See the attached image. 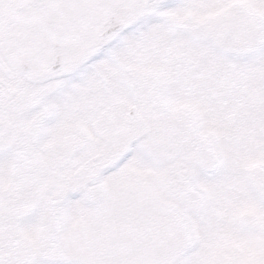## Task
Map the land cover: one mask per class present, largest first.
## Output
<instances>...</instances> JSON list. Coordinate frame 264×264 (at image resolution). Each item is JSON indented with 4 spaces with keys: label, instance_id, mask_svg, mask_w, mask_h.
<instances>
[{
    "label": "rangeland",
    "instance_id": "1",
    "mask_svg": "<svg viewBox=\"0 0 264 264\" xmlns=\"http://www.w3.org/2000/svg\"><path fill=\"white\" fill-rule=\"evenodd\" d=\"M204 1L207 4L205 11L211 10L218 18L224 16L219 19L222 23L213 41L217 43L212 50L217 65L229 66L231 70L239 68L240 74L244 75L237 78H247L253 86L259 85L260 96L264 100V0ZM172 13L176 18L185 13L193 17L196 14L184 6ZM169 23L166 20L155 22L152 38L178 51L179 43L186 51L191 47H202L207 52L211 50L210 40L200 34L196 38L178 32L166 37L172 31L167 26ZM236 25L241 27L236 28ZM175 55L176 52L173 53ZM148 57L151 60L139 57L142 64L140 70L152 80L167 81L170 90L166 101L171 107H161L158 87H152L151 94L149 88L145 85L141 87L138 83L137 89L142 88L138 94V101L142 103L141 122L146 126L142 130L138 124L133 129L132 142L139 139L140 149L136 155L138 166L132 162L129 167L126 164L124 169L113 172V162L109 161L80 162V166L76 167L75 163L44 161L41 164L48 169L54 183H41L36 188H30L22 183H32L33 173L21 174L17 180L14 157L7 152L0 155V264H117L119 260L123 261L126 258H120L114 252H111L113 257L104 258L98 251L95 253L99 256L95 255V247L107 238H116V229H122L118 228V224L122 214L126 217V209H121L120 203L125 204L126 208L141 190L151 189L147 176L160 173L151 156L160 158L165 153L167 155H163L162 159L166 161L167 158L168 166H178L181 147L191 146L199 140L206 143L205 132L216 133V129L226 140L223 142L220 135L215 136L217 144L212 160V178L217 182V189L213 192L203 190L199 196L195 195L192 203L187 196L185 201L188 204H180V211L186 217L192 236L191 247L181 255L180 260L179 247L173 244L169 245L167 251L165 247L158 246L154 249V255L166 252L172 264H264V106L257 107L259 111L248 121L256 135L254 139L246 136L244 142H249L251 145L248 148L251 146L254 151L249 154L237 152L230 144V133L224 132L222 125L224 122L229 125L235 123L238 113L242 111H233L228 115L227 111L221 109L224 99L218 96L213 101V98L206 97L208 94H202L204 90L200 89L201 84L196 86V94L181 90L186 88L181 84L190 79L182 80L169 75L174 73V67L171 61L165 62L163 56L162 59L147 54ZM104 67L106 75L112 79V67L108 63ZM163 70H166L172 82L169 76L163 75ZM230 89L241 93L247 91L246 85L240 83ZM207 91L208 88L205 93ZM55 102L59 105V102ZM185 112L194 117L204 132L202 137L195 135L200 131L193 129V121ZM249 117L243 113V121ZM2 120L3 116H0V130H3ZM126 120L125 127L128 129L130 125ZM153 121L160 123L151 125L157 128L158 133L152 131L151 135H146ZM214 127L216 129H212ZM228 131L231 132L229 128ZM155 148L159 150L155 152ZM197 157V151L187 152L185 163L189 172L195 169ZM28 168L23 171L27 172ZM104 174L109 179L108 186L104 185L106 189L101 184L94 187V184L102 181ZM196 178L201 184L209 180L203 168L198 170ZM185 182H188L187 178ZM252 184L256 188H250ZM102 188L103 191H111L97 192ZM63 191L79 198L85 191L93 205L85 206L81 199L74 201L69 195H60ZM32 192L35 193L34 198L28 196ZM24 198L26 201L32 200L23 202ZM152 210L159 212V219L163 221L172 216L165 207L156 203ZM132 259L129 257L127 263L122 264H131Z\"/></svg>",
    "mask_w": 264,
    "mask_h": 264
}]
</instances>
